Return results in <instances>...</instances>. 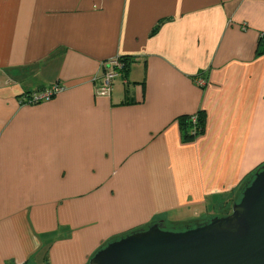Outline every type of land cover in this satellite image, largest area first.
<instances>
[{
    "label": "crops",
    "instance_id": "obj_1",
    "mask_svg": "<svg viewBox=\"0 0 264 264\" xmlns=\"http://www.w3.org/2000/svg\"><path fill=\"white\" fill-rule=\"evenodd\" d=\"M261 35L264 0H0V264H88L153 220L225 210L264 166Z\"/></svg>",
    "mask_w": 264,
    "mask_h": 264
},
{
    "label": "water",
    "instance_id": "obj_2",
    "mask_svg": "<svg viewBox=\"0 0 264 264\" xmlns=\"http://www.w3.org/2000/svg\"><path fill=\"white\" fill-rule=\"evenodd\" d=\"M88 264H264V166L228 215L180 232L154 223L108 242Z\"/></svg>",
    "mask_w": 264,
    "mask_h": 264
},
{
    "label": "built area",
    "instance_id": "obj_3",
    "mask_svg": "<svg viewBox=\"0 0 264 264\" xmlns=\"http://www.w3.org/2000/svg\"><path fill=\"white\" fill-rule=\"evenodd\" d=\"M105 64L108 70L104 71L98 88L96 89V95L99 97L109 96L113 82L122 75L125 66L120 57L111 59ZM61 91L62 88L56 84L41 92L24 95L20 98V102L24 105H36L52 99Z\"/></svg>",
    "mask_w": 264,
    "mask_h": 264
},
{
    "label": "trees",
    "instance_id": "obj_4",
    "mask_svg": "<svg viewBox=\"0 0 264 264\" xmlns=\"http://www.w3.org/2000/svg\"><path fill=\"white\" fill-rule=\"evenodd\" d=\"M257 53H259L261 55L264 54V35H261L260 38H259V40H258V51H257ZM121 60H123V63L125 64L124 70L122 72V76L125 77L126 74H127V72H128L127 70H128L129 60L128 59H125V58L124 59L121 58ZM177 120H178L179 127L181 129V132L183 134L184 139L190 140L193 137H195L196 135L201 134L203 132V130H204V126H205V115L203 113L197 114V117H195L192 122H191L190 119H188L186 117H181V118H179ZM189 130H190V133H188ZM259 168L260 167H258L257 169H255V171H253L251 174L247 175V177H245V179H243V181L241 182V185L239 186V188L237 190V194L240 193L239 194L240 197H241V193H242L245 185L248 184L251 181V179L253 178L254 173ZM234 203L235 202H233V204ZM231 206H230V211H231ZM228 214L229 213L224 214V216H226ZM157 222H159V220H153L150 225H152L154 223H157ZM115 239H117V238H115ZM115 239H113V240H115Z\"/></svg>",
    "mask_w": 264,
    "mask_h": 264
},
{
    "label": "rangeland",
    "instance_id": "obj_5",
    "mask_svg": "<svg viewBox=\"0 0 264 264\" xmlns=\"http://www.w3.org/2000/svg\"><path fill=\"white\" fill-rule=\"evenodd\" d=\"M244 187V186H243ZM239 194L240 193H236V196H234L232 199H231V201H230V203L228 204V207L225 209V210H222V209H219V211H217V212H215L214 213V216L215 217H221V216H224V214H227V213H230V206L233 204V202H237L238 200H239V198H240V196H239ZM172 218V217H171ZM197 224V222H193V223H191L189 226H187V227H194L195 225ZM165 230L166 231H171V232H180V231H182L183 230V228L182 227H172V226H167L166 228H165ZM132 232V231H131Z\"/></svg>",
    "mask_w": 264,
    "mask_h": 264
}]
</instances>
